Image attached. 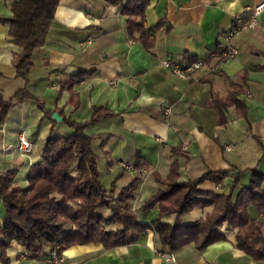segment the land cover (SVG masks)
I'll return each instance as SVG.
<instances>
[{
  "label": "crops",
  "instance_id": "0c3cea01",
  "mask_svg": "<svg viewBox=\"0 0 264 264\" xmlns=\"http://www.w3.org/2000/svg\"><path fill=\"white\" fill-rule=\"evenodd\" d=\"M13 1L0 0V18L12 17ZM263 1L150 0L144 22L154 28L151 49L128 37L121 4L61 0L58 5L44 45L34 51L28 88L47 109L64 107L76 121L88 120L96 106H106L113 112L98 119L87 132L100 135L94 146L98 160L102 156L106 159L107 182L120 174L113 197L138 178L131 205L143 222L150 223L158 216L157 207L144 210L141 206L160 187L152 171L167 174L174 158L173 146L182 144L191 154L189 162L180 157L182 180L208 169L229 170L221 185L203 182L199 187L204 191L228 193L238 175L244 186L250 180L251 168L264 173V10L255 26L236 35V58L225 61L214 55L235 18L248 16L246 7ZM8 28L0 21V92L6 96L24 85L16 77L17 48L8 40ZM168 57L181 63L191 59L218 63L219 71L210 75L199 70L191 78L179 77L163 66L162 61ZM79 71L90 72L75 82L80 102L74 108L68 102L65 85ZM231 81L242 88L239 98L246 104V114L241 116L235 106H229L226 120L220 124L219 109L207 104L213 93L226 96ZM52 113L41 110L34 99L25 98L10 108L0 125V171L13 170L16 186L27 185L31 165L41 158L50 136ZM21 132L33 144L29 154L17 150ZM72 132L63 120H55L53 136ZM104 139L106 144L101 148ZM137 152L154 169L136 170L133 164ZM211 208H195L181 217V223H194ZM250 213L261 216L254 208ZM4 217L0 201V227ZM174 218V214L165 217L170 222ZM222 232L227 239L202 251L190 243L171 252L148 230L135 242L110 248L102 243L71 242L63 253L70 264H264V260L255 259L236 245L235 230L223 226ZM46 252L31 257L24 246L14 242L8 249L9 264H48ZM165 252H171L174 261H167Z\"/></svg>",
  "mask_w": 264,
  "mask_h": 264
},
{
  "label": "trees",
  "instance_id": "16d2710c",
  "mask_svg": "<svg viewBox=\"0 0 264 264\" xmlns=\"http://www.w3.org/2000/svg\"><path fill=\"white\" fill-rule=\"evenodd\" d=\"M112 5L121 4V13L127 17L126 32L130 39L137 40L151 49L155 40L154 28L145 25V13L150 0H105ZM61 0H15L11 3V18H0L7 23L8 40L14 51L16 77L24 82L11 95L0 92V125L5 121L10 108L25 98L34 99L46 113L57 111L67 126L73 129L69 135L53 136L55 120L51 118L50 136L45 141L41 158L33 163L27 174V185H15L13 170L0 171V201L4 205L5 217L0 227V261L9 264V247L19 243L27 255L38 256L71 242L102 243L110 248L135 242L143 232L151 230L157 241L177 251L193 243L202 251L210 244L227 239L222 227L235 230L236 245L253 256L264 260V173L251 168V177L246 185L235 178L228 193L204 191L200 185L213 181L221 185L229 170L208 169L201 175L181 179V160L190 161L191 154L182 144L171 147L174 157L165 176L153 170L159 188L141 206L148 210L158 208V216L150 223L139 219L132 208L131 200L137 187L135 178L116 197L111 187L101 182L98 153L94 142L100 135H91L87 129L102 117L114 115L106 106L93 107L86 121H76L64 107L46 108L44 101L28 88L30 73L34 67L35 49L44 45L55 12ZM197 59H191L195 61ZM90 71H79L65 88L74 108L79 106V97L74 90L75 82ZM242 88L230 82L226 96L213 93L207 104L219 109L220 124L224 123L225 109L235 106L239 115L246 114V104L239 98ZM106 139L101 142V148ZM133 167L152 170L153 166L137 152ZM120 174L117 176V178ZM198 207H212L204 217L189 224L181 223V217ZM261 212L253 217L251 209ZM174 214L172 222L165 219Z\"/></svg>",
  "mask_w": 264,
  "mask_h": 264
},
{
  "label": "built area",
  "instance_id": "2783aa9c",
  "mask_svg": "<svg viewBox=\"0 0 264 264\" xmlns=\"http://www.w3.org/2000/svg\"><path fill=\"white\" fill-rule=\"evenodd\" d=\"M263 10L264 1L258 3L254 7H246L248 16H239L235 18L231 28L224 34V44L214 55L225 61L236 58L238 55V49L234 44L236 35L243 30L255 26L258 23L259 15ZM162 64L164 67L170 69L174 74L183 78H191V76L199 70H205V72L210 75L217 74L219 71L218 63H208L206 60L201 59L181 63L168 57L162 61ZM32 148V142L26 137L24 132H21L18 136L17 150L22 154H29ZM163 256L167 261H174L173 254L171 252H165L163 253ZM46 260L48 264H70L60 247H57L55 250L50 252Z\"/></svg>",
  "mask_w": 264,
  "mask_h": 264
},
{
  "label": "rangeland",
  "instance_id": "374dc122",
  "mask_svg": "<svg viewBox=\"0 0 264 264\" xmlns=\"http://www.w3.org/2000/svg\"><path fill=\"white\" fill-rule=\"evenodd\" d=\"M99 153V152H98ZM99 155V154H98ZM98 164H99V170H101L102 172V175H103V178L105 179V181L103 180V183L107 186V187H111V185L114 184V187L115 186V183H116V179L117 178H114L112 181L110 182H107L106 178H105V170H106V159L102 156L100 157V159L98 160Z\"/></svg>",
  "mask_w": 264,
  "mask_h": 264
},
{
  "label": "water",
  "instance_id": "95a60500",
  "mask_svg": "<svg viewBox=\"0 0 264 264\" xmlns=\"http://www.w3.org/2000/svg\"><path fill=\"white\" fill-rule=\"evenodd\" d=\"M52 118L54 120H59V121L63 120V117H61L57 111L52 113Z\"/></svg>",
  "mask_w": 264,
  "mask_h": 264
}]
</instances>
